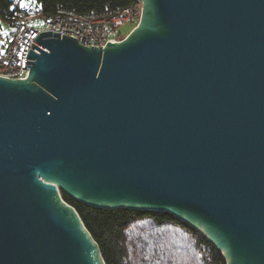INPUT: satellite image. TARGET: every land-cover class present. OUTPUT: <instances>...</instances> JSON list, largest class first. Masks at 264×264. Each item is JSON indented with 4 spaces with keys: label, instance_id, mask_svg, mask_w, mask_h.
Listing matches in <instances>:
<instances>
[{
    "label": "water",
    "instance_id": "1",
    "mask_svg": "<svg viewBox=\"0 0 264 264\" xmlns=\"http://www.w3.org/2000/svg\"><path fill=\"white\" fill-rule=\"evenodd\" d=\"M36 41L0 75V264H106L62 191L264 264V0H141L120 40Z\"/></svg>",
    "mask_w": 264,
    "mask_h": 264
},
{
    "label": "trees",
    "instance_id": "2",
    "mask_svg": "<svg viewBox=\"0 0 264 264\" xmlns=\"http://www.w3.org/2000/svg\"><path fill=\"white\" fill-rule=\"evenodd\" d=\"M38 1L43 16H52L59 9L101 11L125 7L134 0ZM8 6L9 0H0V10ZM61 193L98 242L106 264H226L204 235L167 212L94 208Z\"/></svg>",
    "mask_w": 264,
    "mask_h": 264
},
{
    "label": "built area",
    "instance_id": "3",
    "mask_svg": "<svg viewBox=\"0 0 264 264\" xmlns=\"http://www.w3.org/2000/svg\"><path fill=\"white\" fill-rule=\"evenodd\" d=\"M141 12V0L115 9L75 12L59 9L52 16H43L38 0H9V6L0 10V17L14 28L13 42L6 49L0 46V75L23 78L28 73V52L34 45L42 47L36 38L42 32L76 38L90 46H104L108 41L122 39L127 33L121 27L137 24Z\"/></svg>",
    "mask_w": 264,
    "mask_h": 264
},
{
    "label": "rangeland",
    "instance_id": "4",
    "mask_svg": "<svg viewBox=\"0 0 264 264\" xmlns=\"http://www.w3.org/2000/svg\"><path fill=\"white\" fill-rule=\"evenodd\" d=\"M8 27V24L0 18V31L3 29H6ZM132 29V25L127 24L123 27H121V31L123 33H128ZM14 35L12 34H0V46H3L4 49H6L9 45L13 42Z\"/></svg>",
    "mask_w": 264,
    "mask_h": 264
}]
</instances>
